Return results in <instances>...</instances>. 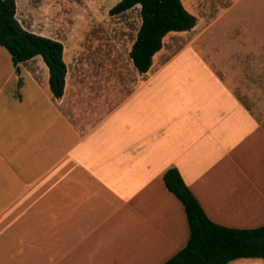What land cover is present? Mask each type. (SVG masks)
<instances>
[{
  "label": "crops",
  "instance_id": "1",
  "mask_svg": "<svg viewBox=\"0 0 264 264\" xmlns=\"http://www.w3.org/2000/svg\"><path fill=\"white\" fill-rule=\"evenodd\" d=\"M197 19L144 73L113 51L108 70L71 74L63 44L60 98L42 57L13 65L30 88L0 104V264H163L189 239L172 167L215 223L264 226L263 74L215 70Z\"/></svg>",
  "mask_w": 264,
  "mask_h": 264
},
{
  "label": "rangeland",
  "instance_id": "2",
  "mask_svg": "<svg viewBox=\"0 0 264 264\" xmlns=\"http://www.w3.org/2000/svg\"><path fill=\"white\" fill-rule=\"evenodd\" d=\"M119 1L17 0V18L24 28L67 46L71 74L108 70L114 64L108 60L113 51L118 69L127 71L131 70L129 52L141 25V14L140 6H136L111 15L110 9ZM188 2L200 19V29H207L196 43L197 49L206 58L209 51L213 68L245 74L259 72L263 74L259 82L263 83L264 0ZM211 19L215 20L213 24L209 22ZM205 42L208 45L204 47ZM10 71L13 72L10 53L0 46V104L12 97L16 90L26 92L30 88L28 81L23 86L18 85L19 80L7 79Z\"/></svg>",
  "mask_w": 264,
  "mask_h": 264
},
{
  "label": "trees",
  "instance_id": "3",
  "mask_svg": "<svg viewBox=\"0 0 264 264\" xmlns=\"http://www.w3.org/2000/svg\"><path fill=\"white\" fill-rule=\"evenodd\" d=\"M137 5H140L141 25L129 56L136 70L144 73L162 48L164 37L171 31L192 29L198 19L182 0H120L109 13L121 14ZM0 46L10 53L16 71L20 63L42 57L49 69L53 96L63 95L67 74L64 46L60 41L24 28L17 19L16 0H0ZM163 181L183 204L189 226L186 245L163 264H228L239 258L264 260V226L234 228L215 223L175 167L164 173Z\"/></svg>",
  "mask_w": 264,
  "mask_h": 264
}]
</instances>
